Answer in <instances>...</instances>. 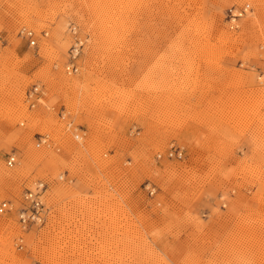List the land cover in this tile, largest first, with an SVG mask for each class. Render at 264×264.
<instances>
[{
  "label": "rangeland",
  "instance_id": "obj_1",
  "mask_svg": "<svg viewBox=\"0 0 264 264\" xmlns=\"http://www.w3.org/2000/svg\"><path fill=\"white\" fill-rule=\"evenodd\" d=\"M1 201L0 264H264V0H0Z\"/></svg>",
  "mask_w": 264,
  "mask_h": 264
},
{
  "label": "built area",
  "instance_id": "obj_2",
  "mask_svg": "<svg viewBox=\"0 0 264 264\" xmlns=\"http://www.w3.org/2000/svg\"><path fill=\"white\" fill-rule=\"evenodd\" d=\"M25 35L30 40L32 46L37 44V35L35 32L29 30L25 31ZM80 47L75 46L70 53V58L66 70L68 74H78L81 71L80 59ZM41 90L38 86H35L27 95L28 101L31 102L32 108L36 107L37 102L41 99ZM63 118L64 114H63ZM79 139V138H78ZM183 150L173 148L169 153L170 158L182 159L184 156ZM17 164L16 155H10L8 157V167L13 168ZM46 192L45 185L39 183L35 191H29L25 195V208L21 210L19 215L20 223L24 228L32 227L39 224L42 218V211L45 210V204L43 201L44 194ZM14 209V204L11 201L0 202V215H6L11 213Z\"/></svg>",
  "mask_w": 264,
  "mask_h": 264
}]
</instances>
